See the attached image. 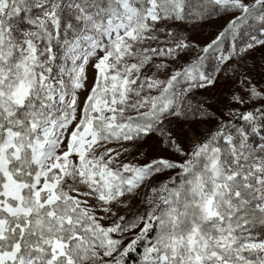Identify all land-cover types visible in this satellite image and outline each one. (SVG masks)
<instances>
[{"label":"snow or ice","instance_id":"snow-or-ice-1","mask_svg":"<svg viewBox=\"0 0 264 264\" xmlns=\"http://www.w3.org/2000/svg\"><path fill=\"white\" fill-rule=\"evenodd\" d=\"M257 48L264 0H0V264H125L153 232L142 264H264V80L230 63ZM222 74L239 107L185 151L169 125L214 118ZM153 136L184 159L120 160Z\"/></svg>","mask_w":264,"mask_h":264},{"label":"trees","instance_id":"trees-1","mask_svg":"<svg viewBox=\"0 0 264 264\" xmlns=\"http://www.w3.org/2000/svg\"><path fill=\"white\" fill-rule=\"evenodd\" d=\"M229 17H213L212 19L203 22L196 26L195 28L188 27L187 29H181V31L185 32V34L188 36L189 41H191L193 44L197 45L198 48H194L193 50L189 51L187 54L182 55L181 63L189 62L190 60L194 59L196 55L200 54L198 49L204 47L207 43H209L211 40H213L217 33L223 29V27L226 25ZM225 47H227V42H225ZM241 59H234L231 61V65L236 68L238 71L239 64ZM216 64V53H212L208 60L205 62V67L208 70H211ZM224 76V75H222ZM231 77V74L229 76ZM234 80V79H233ZM227 84L223 85V88ZM222 87V86H221ZM203 90H200L196 93V99L193 101L194 103L198 101H207L206 107L211 113H214V118H192L189 117L188 120H176L173 119L172 123L169 125V129L172 132L173 136L176 138L177 142H179L182 147L185 149V151H189L187 145V137L188 133L193 131L195 127L201 129L204 128V131L202 133L198 132V138L199 141L205 137H207L210 133L214 132L216 128L219 126L220 122H226L228 119H230L227 115H225L228 112L226 100L225 102H221L222 98L216 99L215 96L208 95L203 92ZM217 91V89L215 90ZM200 93V94H199ZM199 94V96H198ZM214 99V100H213ZM254 107V105L250 106L246 110ZM167 123V122H166ZM233 123L240 124L242 121L235 120ZM155 138L156 142H153L148 145V141L150 139ZM143 142H140L139 144L133 145L129 143H125L124 145H128L131 148H134L133 153V159H138V161H141L137 164H144L149 162L152 159L164 157L168 158L170 160H177L182 161L184 157L176 154L174 151L168 149L166 152L164 151L167 149L164 145L160 143L159 137L153 136ZM109 147L114 148H120L118 145L112 144L109 145ZM142 155V156H141ZM143 155H146L143 157ZM141 156V157H140ZM140 157V159H139ZM123 162L124 159H120ZM179 172V169L176 170H169L161 174H157L154 176L150 183L151 187H158L160 184L168 182L171 177L175 176L176 173ZM142 198V197H141ZM141 198L134 201V209L133 211H139L141 213L144 212L145 206L141 203ZM129 217H131V213L128 214ZM156 233H152V237L148 240H145L141 242L136 249L129 253V255L125 258V264H142L143 254L145 248L153 241ZM129 238H131L129 236ZM127 242V241H126Z\"/></svg>","mask_w":264,"mask_h":264},{"label":"rangeland","instance_id":"rangeland-1","mask_svg":"<svg viewBox=\"0 0 264 264\" xmlns=\"http://www.w3.org/2000/svg\"><path fill=\"white\" fill-rule=\"evenodd\" d=\"M239 65L240 66H239L238 71H237V76L243 72H247L250 76L253 77L254 82L260 83L262 80H264V76H262V73L260 71L261 67L264 66V48H257L254 51L246 54L243 57V59L240 60ZM90 75H92V73H90ZM222 75L220 78L217 79V82L214 86H211V87L204 89L203 92L208 94V95H211L212 97L215 96L216 99H218L219 97L222 98L221 102H225V100H226L228 111L230 109H236L239 106L231 104L229 102V98H230L232 92L233 91H239V89L236 87V81H235V79L233 80V78H231V77H226V76H222ZM225 84H227V85L223 88V85H225ZM216 89H217V91H215ZM199 94H198V96H199ZM250 106H252V104H249V105H246V106L240 108V111H245ZM203 131H204V128L199 129V128L195 127L193 129V131H191L187 134L188 135L187 145H188L189 149H191V147L194 143L199 141V138L197 136L198 132L202 133ZM153 142H156L154 137L152 139H150V141H148V145L153 143ZM124 147L128 148L129 151L124 153V155H122L120 157V159H124V161L131 162L134 164L141 162V161H138V159H133V153H135L134 148H131V146L129 147L128 145H124ZM117 150L123 151L122 148H118ZM167 150H168V148L165 149L164 151L166 152ZM145 156L146 155H143V157H145ZM140 157H139V159H140ZM150 185H151V183H150ZM143 191L148 192L149 189H144ZM142 198H141V200H142ZM104 223L107 224V223H110V221H105Z\"/></svg>","mask_w":264,"mask_h":264}]
</instances>
